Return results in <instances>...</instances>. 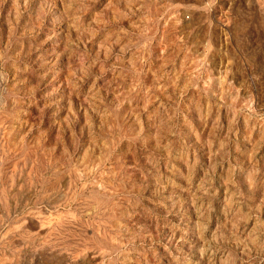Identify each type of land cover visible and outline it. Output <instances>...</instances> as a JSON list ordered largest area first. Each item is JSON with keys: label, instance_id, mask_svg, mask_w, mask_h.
Instances as JSON below:
<instances>
[{"label": "rangeland", "instance_id": "obj_1", "mask_svg": "<svg viewBox=\"0 0 264 264\" xmlns=\"http://www.w3.org/2000/svg\"><path fill=\"white\" fill-rule=\"evenodd\" d=\"M0 264H264V0H0Z\"/></svg>", "mask_w": 264, "mask_h": 264}, {"label": "bare ground", "instance_id": "obj_2", "mask_svg": "<svg viewBox=\"0 0 264 264\" xmlns=\"http://www.w3.org/2000/svg\"><path fill=\"white\" fill-rule=\"evenodd\" d=\"M39 234V233H38ZM38 237V236H37Z\"/></svg>", "mask_w": 264, "mask_h": 264}]
</instances>
